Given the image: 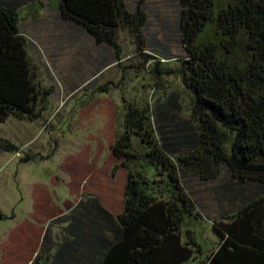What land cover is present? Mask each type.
I'll return each mask as SVG.
<instances>
[{
  "label": "trees",
  "instance_id": "1",
  "mask_svg": "<svg viewBox=\"0 0 264 264\" xmlns=\"http://www.w3.org/2000/svg\"><path fill=\"white\" fill-rule=\"evenodd\" d=\"M178 1L188 53L182 83L193 95L197 145L187 153L168 152L156 135L148 102L126 103L123 130L112 143L121 161L111 174L122 166L127 175L122 210L113 216L97 196L81 197L69 217H61L66 228L60 244L67 255L78 253V263L64 260L59 247L42 260V242L33 264H47L51 256L56 264H182L200 250L190 229L182 239L184 220L200 215L184 189L181 169L213 180L225 165L232 178L264 185V0H235L216 14L215 0ZM57 6L62 19L80 25L97 43L116 46L119 29L141 42L147 15L139 5L129 10L123 0H58ZM208 25L218 43L200 41ZM26 44L17 10L0 0V121L38 116ZM133 137L143 144L142 153ZM0 150L17 146L0 136ZM145 167L152 168L153 177ZM5 217L0 211V219ZM211 229L217 245L199 264H264V194L214 219ZM47 236L46 231L43 241Z\"/></svg>",
  "mask_w": 264,
  "mask_h": 264
},
{
  "label": "rangeland",
  "instance_id": "2",
  "mask_svg": "<svg viewBox=\"0 0 264 264\" xmlns=\"http://www.w3.org/2000/svg\"><path fill=\"white\" fill-rule=\"evenodd\" d=\"M2 1L17 10L27 41L38 116L0 121V136L17 146L0 150V211L6 216L0 219V264L1 258L2 264H33L42 242V260L59 247L64 260L78 263V253L67 255L60 244L66 228L61 217L68 218L81 197L95 192L113 216L122 210L127 175L122 166L111 174L121 161L112 143L123 130L126 103L148 102L156 135L168 152L187 153L197 145L193 95L182 83L188 53L181 41L179 1L123 0L129 10L141 6L147 20L141 42L119 29L116 46L97 43L80 25L62 19L58 0ZM233 1L215 0L214 13ZM199 39L220 41L209 25ZM132 139L142 153L139 138ZM145 172L154 176L151 167ZM179 173L200 215L184 220L182 239L190 229L200 250L182 264H199L217 245L213 220L264 194V185L232 178L225 165L213 180L188 169ZM47 262L58 263L53 256Z\"/></svg>",
  "mask_w": 264,
  "mask_h": 264
},
{
  "label": "crops",
  "instance_id": "3",
  "mask_svg": "<svg viewBox=\"0 0 264 264\" xmlns=\"http://www.w3.org/2000/svg\"><path fill=\"white\" fill-rule=\"evenodd\" d=\"M94 194H95L96 196L99 197L98 193L95 192ZM100 198H101V197H99V200H100ZM67 202H69V200H68ZM101 202H102V201H100V203H101ZM101 204H102V203H101ZM104 207H105V206H104ZM105 208H106V207H105ZM106 209H107V208H106ZM58 210H59V209H58ZM58 210H57V211H58ZM107 210H108V209H107ZM0 257H1V255H0ZM1 264H2V258H1Z\"/></svg>",
  "mask_w": 264,
  "mask_h": 264
}]
</instances>
